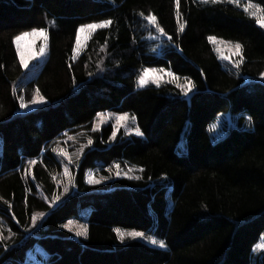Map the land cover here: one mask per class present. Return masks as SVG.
<instances>
[{
	"label": "trees",
	"instance_id": "16d2710c",
	"mask_svg": "<svg viewBox=\"0 0 264 264\" xmlns=\"http://www.w3.org/2000/svg\"><path fill=\"white\" fill-rule=\"evenodd\" d=\"M103 21L76 57L80 26ZM34 29L48 54L23 83L14 40ZM211 37L241 46L237 73ZM148 67L190 95L171 81L140 87ZM263 72L264 0H0V216L12 234L0 264H23L36 243L45 264H264ZM36 92L46 103L22 112ZM105 111L132 116L140 134L93 129ZM66 137L76 191L54 207ZM124 164L138 175L116 176ZM87 169L112 180L88 183ZM78 220L84 236L67 226Z\"/></svg>",
	"mask_w": 264,
	"mask_h": 264
},
{
	"label": "rangeland",
	"instance_id": "374dc122",
	"mask_svg": "<svg viewBox=\"0 0 264 264\" xmlns=\"http://www.w3.org/2000/svg\"><path fill=\"white\" fill-rule=\"evenodd\" d=\"M150 19V25L154 23L152 18ZM109 22L103 21L98 23L86 24L80 27L77 42H76V50L75 55L78 56L87 46L91 36L101 27H104ZM90 25H94L95 27H89ZM152 40L157 39L158 41L155 43V48L160 51L165 43L166 38H162V31L156 33L154 32ZM211 44L213 46L214 51L223 62L224 66L227 69H230L233 72H238L241 63L243 62L241 46L238 43H234L231 41H226L217 37L210 38ZM14 44L19 56V59L22 65L25 68L26 74L23 80V83L27 80L33 78L41 65L47 58L48 54V34L46 30L43 29H34L27 32H24L17 36L14 40ZM262 78L264 80V72L262 73ZM143 80V83L141 81ZM166 81L175 82L176 84L181 85V89L183 90L185 95H189L191 92V86L187 82H181L171 71L161 68H145L139 73L138 77V85L145 86L150 83L161 84ZM46 103V99L40 95L38 92L34 95L30 102H26L23 98H21V108L22 112L30 111L37 109L38 107L44 105ZM223 119V118H222ZM216 122V126L220 128V121ZM112 122L114 125V129L116 132L119 129H123L125 133L131 135L136 134L139 135L140 131L138 130L135 120L132 116L128 114H116L113 112H103L98 114L97 118L94 121L93 129H101L103 125L106 123ZM71 137L64 138L63 144H59L60 148L58 149L59 154L63 160L64 168L63 171L56 176V182L60 190H58L57 194L53 196L50 200L51 204L55 207L62 202L68 194L76 191V186L74 184V171L72 169L74 164H77L73 152L68 148L71 143ZM115 174L118 177H135L138 175V169L132 165L124 164L116 167ZM86 180L91 184H105L112 178L102 174L101 172L93 169H87L86 171ZM44 197V195H42ZM45 198V197H44ZM45 213L36 212L33 217V224L39 221ZM5 219L0 216V245L6 243V240L11 239L12 234L8 230ZM69 228H71L77 236H84L86 229L83 221H70L67 224ZM133 233H139L140 235H132ZM121 238L134 237L145 240L150 244H154L157 246H162V242L151 235H146L143 232L136 231H124L120 230ZM262 244V243H261ZM264 247V245H263ZM47 256V252L44 248L36 243L33 248L29 249L25 262L23 264H45L44 258Z\"/></svg>",
	"mask_w": 264,
	"mask_h": 264
},
{
	"label": "snow or ice",
	"instance_id": "6c2138e0",
	"mask_svg": "<svg viewBox=\"0 0 264 264\" xmlns=\"http://www.w3.org/2000/svg\"><path fill=\"white\" fill-rule=\"evenodd\" d=\"M89 27H95L94 25H90ZM141 83H143V80L141 81ZM132 235H136V236H138V235H140L139 233H133Z\"/></svg>",
	"mask_w": 264,
	"mask_h": 264
}]
</instances>
